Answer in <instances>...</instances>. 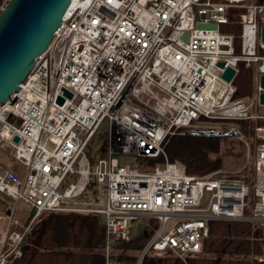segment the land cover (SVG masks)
Instances as JSON below:
<instances>
[{"label":"built area","instance_id":"built-area-1","mask_svg":"<svg viewBox=\"0 0 264 264\" xmlns=\"http://www.w3.org/2000/svg\"><path fill=\"white\" fill-rule=\"evenodd\" d=\"M10 1L0 0V15ZM232 23L241 26L239 52L221 30ZM263 26L264 0H72L14 101L0 103V141L24 168L0 172V264L21 256L47 213L103 218L104 264H121L115 245L130 240L138 216L152 231L135 264L151 255L188 264L211 222L249 223L258 232L250 239L264 244ZM239 63L253 68L254 91L238 98ZM226 67L236 70L230 82ZM242 120L253 122L247 180L190 175L178 160L139 164L165 156L162 143L176 133L242 137L234 126ZM104 123L106 152L92 163L86 149Z\"/></svg>","mask_w":264,"mask_h":264},{"label":"trees","instance_id":"trees-1","mask_svg":"<svg viewBox=\"0 0 264 264\" xmlns=\"http://www.w3.org/2000/svg\"><path fill=\"white\" fill-rule=\"evenodd\" d=\"M221 30L234 36L235 51L239 52L241 26L225 24ZM254 71L244 63L238 64L234 79L235 97H246L254 91ZM264 124V121L258 122ZM247 133L253 122H238ZM220 138L214 136L169 135L162 148L169 161H180L190 175H204L221 168L220 158L211 159L210 152H219ZM211 147V150H207ZM159 159L162 161L163 156ZM140 162H147L142 160ZM152 227L155 221H150ZM152 229L145 228L129 241H118L115 245L116 259L121 264H135L137 252L147 242L145 235ZM257 236L246 222H211L210 233L203 242L202 253L190 256L188 264H262L257 259L264 255V244L251 240ZM104 226L100 216L75 213H47L31 228L22 248V254L10 264H104ZM142 264H184L169 255H151Z\"/></svg>","mask_w":264,"mask_h":264},{"label":"water","instance_id":"water-1","mask_svg":"<svg viewBox=\"0 0 264 264\" xmlns=\"http://www.w3.org/2000/svg\"><path fill=\"white\" fill-rule=\"evenodd\" d=\"M72 0H11L0 15V103L14 101L19 85L26 79L40 56L50 44ZM264 42V26L262 27ZM186 39V33L183 36ZM223 67L224 63L219 62ZM236 70L226 67L222 78L230 82ZM259 104L264 106V74L260 76ZM66 97L72 94L63 89ZM57 103L63 99L58 97ZM14 143L19 142L17 135ZM147 236V235H145Z\"/></svg>","mask_w":264,"mask_h":264},{"label":"rangeland","instance_id":"rangeland-1","mask_svg":"<svg viewBox=\"0 0 264 264\" xmlns=\"http://www.w3.org/2000/svg\"><path fill=\"white\" fill-rule=\"evenodd\" d=\"M259 112L264 114V106L259 107ZM200 125L205 126H229L233 124V122L227 121H212L206 120L205 118H201L199 122ZM241 132L242 137H233L226 136L220 138V150L219 152H210L211 159L220 158L222 160L223 165L220 169L211 171L217 172V175L227 176L232 178L239 179H248L250 176V172L252 170V161H253V145L254 141L252 139L251 129L247 133L243 132L238 125H234ZM109 132V123H104L101 131L95 134L93 139L91 140L89 147L86 149V154L89 158V161L92 163L96 162V160L105 155L106 148L108 145L107 134ZM175 135H185L181 133H176ZM216 137V136H214ZM211 147H207V150H211ZM160 158V157H159ZM149 160L145 163L140 162L141 166H145L146 168H152L158 165H162V163L167 159L166 155L163 156V161L161 159ZM168 160V159H167ZM147 163V164H146ZM12 169L16 175H21L23 173L24 168L17 163L12 156L11 149L6 146L2 141H0V172ZM210 172V173H211ZM93 181V180H92ZM95 193H97L96 185ZM24 205L20 204V208H23ZM103 220V218H101ZM147 219L145 217L138 216L137 219L132 221V225L130 226V236L131 238L136 237L139 232L142 230L143 226L147 224Z\"/></svg>","mask_w":264,"mask_h":264}]
</instances>
